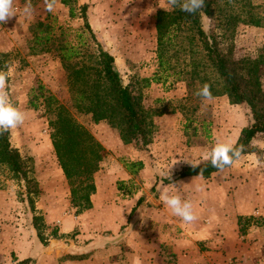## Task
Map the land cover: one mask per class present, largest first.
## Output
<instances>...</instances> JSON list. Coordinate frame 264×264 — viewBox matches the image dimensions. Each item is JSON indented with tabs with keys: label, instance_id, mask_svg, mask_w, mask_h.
<instances>
[{
	"label": "rangeland",
	"instance_id": "obj_1",
	"mask_svg": "<svg viewBox=\"0 0 264 264\" xmlns=\"http://www.w3.org/2000/svg\"><path fill=\"white\" fill-rule=\"evenodd\" d=\"M68 1L71 17L59 0L52 11L46 9L45 0H32L35 13L26 18L22 12L25 0H17L16 16L0 24V53H11L5 69L9 98L25 113L24 123L9 130V140L22 156L32 159L39 190L33 204L47 238L44 244L37 241L29 225L32 214L23 186L0 166V262L11 264L10 255H14L28 257V264H264V134L252 141L257 153L242 155L232 166L206 179L156 182V178L169 179V170L172 176L181 167L207 160L205 154L217 142L233 144L240 129L249 124L247 107L230 105L223 96L202 100L188 93L186 76L156 73L153 15L170 9L167 0ZM249 1L261 26H236L231 39L235 57H254L260 51L264 55V0ZM81 5H86L84 18L93 35L113 56L122 83L127 84L131 77L159 76L161 81L151 82L143 90V105L174 111L152 118L151 142L146 146L124 145L112 127L101 121L93 124L88 115L72 112L75 121L106 151L92 175V207L76 214L69 206L66 182L56 172L43 109H29L26 101L39 82L70 109L57 57L29 53V28L48 15L55 25L72 31L67 36L72 41L73 31L82 27ZM201 22L204 30L211 25L205 17ZM176 42L180 60L187 61L188 56L202 60L196 39ZM196 87L200 85L196 83ZM261 87L264 90V66ZM136 162L141 168L129 174L126 165ZM181 182L180 194L193 204L198 217L193 223H184L161 200L160 186ZM168 192L174 194L175 189L169 187ZM137 199L141 202L129 215ZM239 216L253 219L243 224L242 233ZM52 229L56 238L49 236Z\"/></svg>",
	"mask_w": 264,
	"mask_h": 264
},
{
	"label": "trees",
	"instance_id": "obj_2",
	"mask_svg": "<svg viewBox=\"0 0 264 264\" xmlns=\"http://www.w3.org/2000/svg\"><path fill=\"white\" fill-rule=\"evenodd\" d=\"M59 1L67 7V16L71 17L69 1ZM85 6L78 7L82 27L79 32L73 31L75 37L72 41L67 39L72 31L55 25L54 20L45 15L43 20L35 21L30 26L28 45V51L32 55L48 53L57 57L65 75L70 109L39 82L30 89L26 105L32 110L38 107L43 109L50 146L57 168L68 187L69 206L76 214L91 208L90 197L95 192L92 175L106 151L75 121L72 112L88 115L93 124L101 121L112 127L119 142L124 145L146 146L151 142L152 118L174 111L166 107L153 109L143 105V90L151 82L161 81L159 76L131 77L127 84L122 83L113 66V56L97 41L84 18ZM252 9L249 0H205L204 8L194 15L181 11L179 7L157 10L153 15L156 73L169 76L171 72V76L176 78L186 76V90L190 95L195 94L204 83H209L214 97L223 96L230 105L243 104L247 107L249 124L240 129L233 143L234 146L244 145L243 155L257 153L252 141L256 136L264 134V90L261 87L263 52H258L254 57H235L231 41L238 24L261 26L259 17L251 12ZM202 17L211 23L205 30L202 28ZM180 38L188 43L196 39L202 52V60L191 56H188L187 61L180 60L178 55L181 49L179 51L176 42ZM171 48L176 49L168 54ZM10 56L11 53H0V68H5ZM196 83L200 87H196ZM186 97L189 98V94ZM0 166L10 175L11 180L22 184L32 214L29 225L37 241L44 244L47 240L43 234L44 224L33 204L39 190L32 175V159L22 156L10 144L9 131L0 135ZM139 168L141 163L136 162L127 164L125 170L132 174ZM215 171L218 170L207 159L195 168L181 167L173 173L171 180L156 178V182L159 180L167 184L186 177L206 179ZM140 202L141 199L136 200L129 215ZM251 220L252 217H237L238 230L242 233L243 224ZM49 236L56 238L54 229ZM10 256L11 264H28L30 261L28 257L17 259L14 255Z\"/></svg>",
	"mask_w": 264,
	"mask_h": 264
},
{
	"label": "clouds",
	"instance_id": "obj_3",
	"mask_svg": "<svg viewBox=\"0 0 264 264\" xmlns=\"http://www.w3.org/2000/svg\"><path fill=\"white\" fill-rule=\"evenodd\" d=\"M17 0H0V24H5L9 19L16 16L17 8L15 7ZM170 7H179L181 11L194 15L197 11L204 8L205 0H167ZM56 4V0H45L46 9L52 11ZM23 15L26 18H32L35 13L32 0H25V5L22 9ZM5 68H0V135L5 132L17 128L24 123L25 113L16 107L9 98L8 93V71ZM196 96L205 101L214 100L211 85L204 83L202 87L195 93ZM244 154V145L234 146L228 142H217L210 152L205 154V159H209L211 166L218 171H223L225 167L232 166ZM199 164H193L195 168ZM202 174V170H201ZM200 174V175H201ZM171 180L170 170L166 174ZM182 182L177 185H163L159 187L161 200L165 207L171 212L180 217L184 223H193L198 217L194 213L193 204L182 198L181 189ZM174 188L175 193L169 194L168 188Z\"/></svg>",
	"mask_w": 264,
	"mask_h": 264
},
{
	"label": "crops",
	"instance_id": "obj_4",
	"mask_svg": "<svg viewBox=\"0 0 264 264\" xmlns=\"http://www.w3.org/2000/svg\"><path fill=\"white\" fill-rule=\"evenodd\" d=\"M57 167H58V166H57ZM57 167H56V168H57ZM56 172H60L59 169H56ZM90 201H91V199H90ZM91 202H92V201H91ZM92 205H93V204H92ZM91 207H92V206H91ZM90 209H91V208H90ZM90 209H89V210H90ZM89 210H87V211H89Z\"/></svg>",
	"mask_w": 264,
	"mask_h": 264
}]
</instances>
